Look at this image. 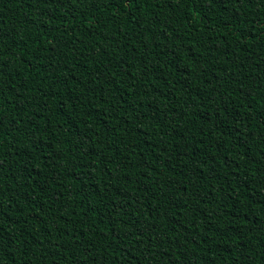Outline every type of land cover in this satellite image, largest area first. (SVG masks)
<instances>
[{
    "label": "trees",
    "instance_id": "trees-1",
    "mask_svg": "<svg viewBox=\"0 0 264 264\" xmlns=\"http://www.w3.org/2000/svg\"><path fill=\"white\" fill-rule=\"evenodd\" d=\"M0 264H264V0H0Z\"/></svg>",
    "mask_w": 264,
    "mask_h": 264
}]
</instances>
